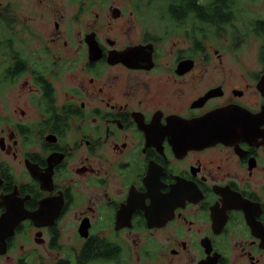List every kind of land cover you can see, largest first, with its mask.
I'll use <instances>...</instances> for the list:
<instances>
[{
    "label": "flooded vegetation",
    "instance_id": "1",
    "mask_svg": "<svg viewBox=\"0 0 264 264\" xmlns=\"http://www.w3.org/2000/svg\"><path fill=\"white\" fill-rule=\"evenodd\" d=\"M5 11L0 264H264V0Z\"/></svg>",
    "mask_w": 264,
    "mask_h": 264
},
{
    "label": "rangeland",
    "instance_id": "2",
    "mask_svg": "<svg viewBox=\"0 0 264 264\" xmlns=\"http://www.w3.org/2000/svg\"><path fill=\"white\" fill-rule=\"evenodd\" d=\"M8 1L9 0H0V15L4 14V13L6 14L5 8L7 6ZM18 6H19V4L15 5V7H18ZM2 29H4V25L0 22V32L2 31ZM0 34H2V33H0ZM218 60L219 59L217 56H214L213 53H210V58L208 59V62H209L208 64L218 65L219 64ZM224 64H226V65H233L234 64V59H233V56L231 54L230 55L227 54V57H225V63Z\"/></svg>",
    "mask_w": 264,
    "mask_h": 264
},
{
    "label": "trees",
    "instance_id": "3",
    "mask_svg": "<svg viewBox=\"0 0 264 264\" xmlns=\"http://www.w3.org/2000/svg\"><path fill=\"white\" fill-rule=\"evenodd\" d=\"M216 5H218V2ZM216 12H218V10ZM2 19L4 20V18L0 15V20H2Z\"/></svg>",
    "mask_w": 264,
    "mask_h": 264
},
{
    "label": "water",
    "instance_id": "4",
    "mask_svg": "<svg viewBox=\"0 0 264 264\" xmlns=\"http://www.w3.org/2000/svg\"><path fill=\"white\" fill-rule=\"evenodd\" d=\"M6 216H7V214H6Z\"/></svg>",
    "mask_w": 264,
    "mask_h": 264
}]
</instances>
